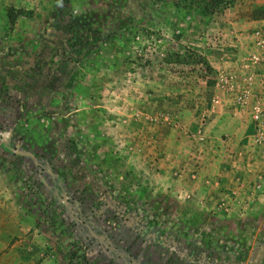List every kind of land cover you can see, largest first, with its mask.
Returning <instances> with one entry per match:
<instances>
[{"label": "rangeland", "instance_id": "374dc122", "mask_svg": "<svg viewBox=\"0 0 264 264\" xmlns=\"http://www.w3.org/2000/svg\"><path fill=\"white\" fill-rule=\"evenodd\" d=\"M175 1L0 0V264H264V0Z\"/></svg>", "mask_w": 264, "mask_h": 264}, {"label": "built area", "instance_id": "2783aa9c", "mask_svg": "<svg viewBox=\"0 0 264 264\" xmlns=\"http://www.w3.org/2000/svg\"><path fill=\"white\" fill-rule=\"evenodd\" d=\"M260 30L254 34L258 35ZM248 59L245 63L248 72L238 85H229L228 89L236 95V102L242 111L249 115L253 131L249 135L254 146L264 145V37L251 42Z\"/></svg>", "mask_w": 264, "mask_h": 264}, {"label": "trees", "instance_id": "16d2710c", "mask_svg": "<svg viewBox=\"0 0 264 264\" xmlns=\"http://www.w3.org/2000/svg\"><path fill=\"white\" fill-rule=\"evenodd\" d=\"M231 0H178L174 2V6L188 9L197 12L199 17L209 18L212 14L221 6L230 4ZM24 13V10H19L17 15ZM10 14L11 18H14ZM200 63H203L202 58H200Z\"/></svg>", "mask_w": 264, "mask_h": 264}, {"label": "crops", "instance_id": "0c3cea01", "mask_svg": "<svg viewBox=\"0 0 264 264\" xmlns=\"http://www.w3.org/2000/svg\"><path fill=\"white\" fill-rule=\"evenodd\" d=\"M217 115H214V118L212 119V121L213 122H211V123H216L215 121H217ZM248 118H249V116H248ZM219 119V118H218ZM249 120H250V118H249ZM251 121V120H250ZM230 125H231V123H229L228 121H226V125L224 124V127H225V129H227V128H229L230 127ZM216 130V129H215ZM221 141V140H220ZM220 141H216L217 143H219L220 145H221V142ZM232 142V141H231ZM231 142H228V143H231ZM247 149H253L254 151L257 149V147L256 146H254L253 145V143L251 142V141H249V143H248V145H247ZM221 151V150H220ZM262 176V175H264L263 173H258V176ZM245 175H244V173H241V176L239 177V178H243ZM216 181H217V183H219V182H221V180H220V178H216ZM260 189H262L261 191H264V186L262 187V185H260ZM242 189H243V185H242V187H241ZM261 191L259 190H254V192H256V193H258V195L259 194H261ZM258 204H259V202H258ZM260 206H261V204H259ZM263 206V205H262Z\"/></svg>", "mask_w": 264, "mask_h": 264}, {"label": "flooded vegetation", "instance_id": "af4514ba", "mask_svg": "<svg viewBox=\"0 0 264 264\" xmlns=\"http://www.w3.org/2000/svg\"><path fill=\"white\" fill-rule=\"evenodd\" d=\"M250 34H251V35H250L249 37H250V38L252 37V39H253V38L255 39V38H257V37H264V26L260 29V33H259L258 35H256V34L254 35V32H253V31H250ZM249 37H248V38H249ZM251 41H252V40H251Z\"/></svg>", "mask_w": 264, "mask_h": 264}]
</instances>
